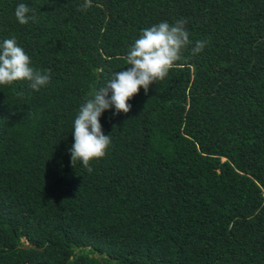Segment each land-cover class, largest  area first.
<instances>
[{"label":"trees","instance_id":"1","mask_svg":"<svg viewBox=\"0 0 264 264\" xmlns=\"http://www.w3.org/2000/svg\"><path fill=\"white\" fill-rule=\"evenodd\" d=\"M83 2L0 0V43L51 74L0 85V264H264V0ZM181 19L184 58L101 114L91 172L72 166L80 106L142 29Z\"/></svg>","mask_w":264,"mask_h":264},{"label":"clouds","instance_id":"2","mask_svg":"<svg viewBox=\"0 0 264 264\" xmlns=\"http://www.w3.org/2000/svg\"><path fill=\"white\" fill-rule=\"evenodd\" d=\"M91 6L92 0H84L78 10L86 11ZM14 16L20 25L36 21L34 9L24 3L15 7ZM185 24L181 19L173 24L164 21L142 29L125 56L127 69L112 73L104 86L80 106L73 122L74 143L69 149L72 166L79 161L91 172L90 161L103 158L111 144L110 135L102 131L101 114L110 108L115 109L113 115L128 113L131 108L128 101L141 88L147 94L151 84L165 80L169 71L184 58L183 50L192 43ZM206 44V40L196 41L192 54L202 52ZM31 64V58L15 37L0 43V85L27 81L33 91L39 92L50 83V70L34 68Z\"/></svg>","mask_w":264,"mask_h":264}]
</instances>
